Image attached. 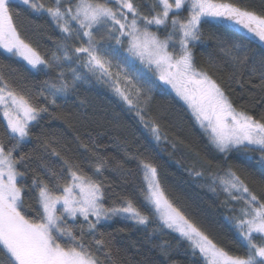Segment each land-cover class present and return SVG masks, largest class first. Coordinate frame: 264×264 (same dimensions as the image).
Instances as JSON below:
<instances>
[{
    "label": "snow or ice",
    "instance_id": "snow-or-ice-1",
    "mask_svg": "<svg viewBox=\"0 0 264 264\" xmlns=\"http://www.w3.org/2000/svg\"><path fill=\"white\" fill-rule=\"evenodd\" d=\"M20 2L34 13H46L62 39L47 58L42 56L21 37L13 0H0V50L26 62V71L44 72L47 77L38 90L28 88L19 94L0 76V112L6 121L0 135V264H102L97 252L104 250L110 258L112 242L103 238L104 233L101 239L95 237L98 228L117 219L131 222L137 230L143 226L149 243L157 230L178 233L177 248L186 241L191 256L203 264H264V115L257 119L238 111L208 71L196 68L193 51L204 41L202 26L215 23L219 34L207 39L215 43L222 61L231 63L234 70L251 63L264 87V51L255 59L249 47L232 34L233 29L242 30L250 41L264 46V0L259 10L247 0H140L139 4L134 0H67V7H62L65 0H55L50 7L38 0ZM208 63L216 67L211 53ZM92 78L135 110L157 142L162 138L160 125L145 113L153 91L170 86L218 152L237 154L245 163L256 159L252 153H260L259 167L241 169L243 178L232 168L211 177L230 197L226 203L243 201L239 213L229 217L236 229L235 244L243 254L214 242L201 223L170 199L157 167L147 158L138 165L143 174L141 198L134 200L109 193L94 178L109 163L97 153H93L95 163L88 165L92 168L88 175L85 165L62 155L59 141L46 131L36 136L39 154L23 151L50 107H59V101ZM53 160L58 161V168ZM193 174L200 177L203 172ZM246 180L262 195L250 190ZM153 224V232H148ZM85 237H92L95 247L86 244ZM152 247L163 257L170 255L167 242Z\"/></svg>",
    "mask_w": 264,
    "mask_h": 264
},
{
    "label": "trees",
    "instance_id": "trees-1",
    "mask_svg": "<svg viewBox=\"0 0 264 264\" xmlns=\"http://www.w3.org/2000/svg\"><path fill=\"white\" fill-rule=\"evenodd\" d=\"M222 1L224 0H217ZM45 7L54 6L55 0H38ZM74 2V0H73ZM137 4L140 0H134ZM257 10L262 0H247ZM67 0L62 7H67ZM12 12L15 25L21 37L30 43L42 56L47 58L54 50L62 35L47 14L34 13L20 0H13ZM187 16V12H182ZM156 31L155 28L152 29ZM164 36V31H160ZM204 41L194 49L195 66L208 71L233 102V106L257 119L264 115V87L257 73H253L252 64L247 68L235 69L231 63L222 61L215 43L207 38L217 33L215 23L201 28ZM233 38L246 44L255 59L264 51L260 46L232 31ZM76 46H79L78 44ZM209 53L216 60V67L209 66ZM43 67V66H41ZM45 72L48 70L45 69ZM58 71V70H57ZM0 76L10 88L19 94H25L28 88L38 90L40 83L47 77L44 72L26 71V64L18 58H9L0 50ZM59 107L49 109L40 126L34 129L33 140L23 149L24 152L41 151L40 141L36 136L46 131L57 139V147L62 155L73 158L85 165L84 171L92 175L93 153L109 163L101 175L94 178L102 182L109 193L124 195L139 200L142 171L139 170L141 159L147 158L158 169L159 179L166 194L183 207L186 212L221 246L234 254H243L235 244L236 229L229 217L236 216L243 207V201L230 202L228 197L211 179L213 174L222 175L232 168L238 175L241 169L256 171L259 167L260 153L251 155L256 159L245 163L237 154L227 156L218 152L208 141L203 129L191 116L187 106L166 88L154 90L146 118H156L161 128V140L157 142L144 128L135 110H129L107 86L94 78L80 84L78 89L58 102ZM6 123L0 112V135H3ZM173 143L176 145L172 147ZM87 145V148L84 146ZM58 168L59 163L53 160ZM35 167V162L32 165ZM203 172L197 177L193 172ZM250 190L262 195L259 188L251 181H245ZM216 187L213 192L212 188ZM264 198V197H262ZM235 210V211H233ZM155 225H149L148 232H153ZM123 229V231H120ZM111 240V257L104 256V250L97 252L102 264H203L202 260L191 256V249L186 241L177 248L179 234L164 229L153 232L155 239L151 243L145 240L143 226L133 227L131 222L119 219L98 228L96 239ZM167 242L170 255L163 257L152 244ZM86 244L94 245L92 237H85Z\"/></svg>",
    "mask_w": 264,
    "mask_h": 264
},
{
    "label": "rangeland",
    "instance_id": "rangeland-1",
    "mask_svg": "<svg viewBox=\"0 0 264 264\" xmlns=\"http://www.w3.org/2000/svg\"><path fill=\"white\" fill-rule=\"evenodd\" d=\"M217 2H222V1H217ZM207 26V24H205V25H203L202 27H206ZM161 33V32H160ZM160 38L161 39H163L164 38V36H161L160 35ZM171 50V49H170ZM19 59V58H18ZM25 64H26V62H24ZM199 70V69H198ZM212 77V76H211ZM213 78V77H212ZM214 79V78H213ZM215 80V79H214ZM216 82H217V80H216ZM218 83V82H217ZM219 84V83H218ZM220 85V84H219ZM164 88H166L167 90H169L170 92H172L175 96H176V94H175V92L171 89V87L170 86H164ZM177 97V96H176ZM178 98V97H177ZM179 99V98H178ZM180 100V99H179ZM181 101V100H180ZM182 103H183V101H181ZM184 104V103H183ZM238 110V109H237ZM238 111H240V110H238ZM5 123H6V121H5ZM220 188V187H219ZM221 189V188H220ZM222 190V189H221ZM233 195H238V193H233ZM178 234V233H177Z\"/></svg>",
    "mask_w": 264,
    "mask_h": 264
},
{
    "label": "water",
    "instance_id": "water-1",
    "mask_svg": "<svg viewBox=\"0 0 264 264\" xmlns=\"http://www.w3.org/2000/svg\"><path fill=\"white\" fill-rule=\"evenodd\" d=\"M232 31H234V32H236V33H238V34H240L241 36H243V37H245V38H247V36L243 33L242 30L233 29ZM247 39H248V38H247ZM248 40H249V39H248ZM251 41H252L253 43L257 44L258 46H260L262 49H264V46H261L258 40L253 39V40H251Z\"/></svg>",
    "mask_w": 264,
    "mask_h": 264
}]
</instances>
